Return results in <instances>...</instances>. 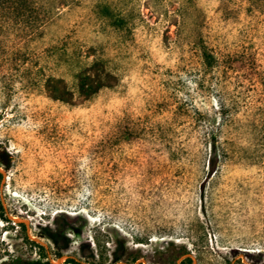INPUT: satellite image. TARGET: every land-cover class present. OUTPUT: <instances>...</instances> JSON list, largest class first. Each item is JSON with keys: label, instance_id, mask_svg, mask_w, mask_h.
<instances>
[{"label": "rangeland", "instance_id": "rangeland-1", "mask_svg": "<svg viewBox=\"0 0 264 264\" xmlns=\"http://www.w3.org/2000/svg\"><path fill=\"white\" fill-rule=\"evenodd\" d=\"M46 1L27 34L0 8V264L264 250V0Z\"/></svg>", "mask_w": 264, "mask_h": 264}, {"label": "trees", "instance_id": "trees-1", "mask_svg": "<svg viewBox=\"0 0 264 264\" xmlns=\"http://www.w3.org/2000/svg\"><path fill=\"white\" fill-rule=\"evenodd\" d=\"M47 5L46 0H0V8L5 7L9 8V13H7L8 17H12L16 24L20 23L17 26V29H20L21 33L27 34L30 29H33V26L41 20L39 14L40 10ZM23 23V25H22ZM206 57H212L211 54H206ZM78 78V87L81 95L85 98H89L92 95L98 93L101 88L108 86L109 84L105 82V79L102 77H98L96 79H92L91 73H88L86 70L80 71L77 75ZM53 96L56 99H60L62 101H71L72 98L66 92H63L61 89H55L53 92ZM219 153V140L218 136L215 134L211 135V152L208 159L209 163V176H216L218 173V165L220 162ZM3 163V160L0 158V163ZM4 168L8 169L7 166ZM2 173L0 172V182L2 180ZM207 182L206 180L201 184V190L203 197L205 198ZM9 220V218H7ZM136 242H145L144 237L137 236L135 238ZM117 243L112 251L114 259L112 260L113 264L118 263L123 258L120 256L127 249L126 240L122 238H117ZM193 248H189L188 245L182 244L179 246V255L176 259H179L181 256L186 255V257L182 260L183 264L192 263L194 259L192 257L193 254L196 255L197 264H264L259 256H264V250H243L236 247H231L228 252H223L221 250H216L210 248V246L206 244H200L199 242L191 240ZM52 256L48 253L42 254L40 259L32 260L28 263L24 262L22 258H17L13 262H5L3 264H55L53 262V258L61 257L64 252L59 248H51L50 249ZM105 254L107 252H104ZM240 254L246 256V260L243 257H239ZM102 251V257H103ZM144 255L141 254L140 250H137L136 255L131 260L132 262H136ZM66 262H73L74 264H84L74 258H69ZM137 264H144L143 262H139Z\"/></svg>", "mask_w": 264, "mask_h": 264}]
</instances>
